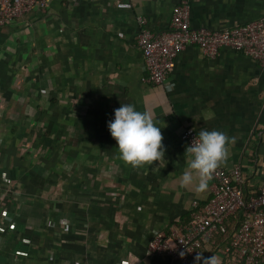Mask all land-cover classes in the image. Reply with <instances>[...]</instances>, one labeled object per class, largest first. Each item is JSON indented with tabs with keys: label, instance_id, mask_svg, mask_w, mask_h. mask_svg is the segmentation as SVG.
<instances>
[{
	"label": "crops",
	"instance_id": "1",
	"mask_svg": "<svg viewBox=\"0 0 264 264\" xmlns=\"http://www.w3.org/2000/svg\"><path fill=\"white\" fill-rule=\"evenodd\" d=\"M179 1L49 0L0 26V264H175L150 256L147 242L210 196V181L203 193L179 184L187 128L224 132L228 156L219 168L239 165L245 194H258L264 69L255 60L229 48L211 59L189 45L165 84L144 81L137 18L166 32ZM261 17L264 0L191 1L194 28ZM121 103L161 128L160 162L120 159L107 124ZM220 249L206 244L203 258L221 262Z\"/></svg>",
	"mask_w": 264,
	"mask_h": 264
},
{
	"label": "built area",
	"instance_id": "2",
	"mask_svg": "<svg viewBox=\"0 0 264 264\" xmlns=\"http://www.w3.org/2000/svg\"><path fill=\"white\" fill-rule=\"evenodd\" d=\"M48 1L0 0V26L35 8L43 10ZM191 1L180 0L172 9L166 32L153 33L144 17L137 18L136 43L148 73L145 82L165 84L178 54L189 45L198 46L211 59L221 48H229L250 57L264 69V17L220 31L194 28L190 23ZM117 7L129 9L132 5L119 2ZM196 135L194 129L187 128L182 132V139L188 146ZM244 186L239 165L231 170L218 167L210 180L206 204L200 208L194 203L185 223L171 226L167 233H154L147 242L148 254L166 256L175 264H195L198 252L203 257L205 245L209 244L213 248L221 246L220 264H264V170L257 195L247 196ZM114 197L121 198V195L117 193ZM231 217L236 218V223L229 230L227 222ZM217 236L225 237V241L217 243ZM181 251L185 252L183 258L179 255Z\"/></svg>",
	"mask_w": 264,
	"mask_h": 264
},
{
	"label": "clouds",
	"instance_id": "3",
	"mask_svg": "<svg viewBox=\"0 0 264 264\" xmlns=\"http://www.w3.org/2000/svg\"><path fill=\"white\" fill-rule=\"evenodd\" d=\"M111 137L116 141L120 159L132 167H148L165 156L163 135L147 111H138L130 103H121L114 110V119L107 124ZM229 137L222 131L201 128L192 143L186 147V168L179 177V184L196 193L207 190L214 171L227 160ZM181 258L185 252H179ZM220 264L217 256L203 258L201 252L195 264Z\"/></svg>",
	"mask_w": 264,
	"mask_h": 264
},
{
	"label": "trees",
	"instance_id": "4",
	"mask_svg": "<svg viewBox=\"0 0 264 264\" xmlns=\"http://www.w3.org/2000/svg\"><path fill=\"white\" fill-rule=\"evenodd\" d=\"M257 195V194H256ZM247 196H249V195H247ZM190 215V214H189ZM236 223V218H234V217H231L230 219H229V221L227 222V229H231V228H233V225ZM230 233V232H229ZM220 236H217V243H220V242H224L225 240V237H221L220 239Z\"/></svg>",
	"mask_w": 264,
	"mask_h": 264
}]
</instances>
